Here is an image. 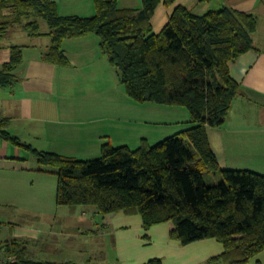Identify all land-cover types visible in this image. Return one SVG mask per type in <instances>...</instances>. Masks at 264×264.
Masks as SVG:
<instances>
[{"label": "trees", "instance_id": "1", "mask_svg": "<svg viewBox=\"0 0 264 264\" xmlns=\"http://www.w3.org/2000/svg\"><path fill=\"white\" fill-rule=\"evenodd\" d=\"M176 2L141 0L137 10L120 8L119 0H94L95 14L78 17L61 16L51 0H0V36L22 24L29 36L50 38L47 62L66 65L63 43L95 35L129 99L184 107L190 112L189 129L155 145L143 140L137 149L106 143L102 156L89 161L33 149L9 134L6 120L0 121V136L31 150L37 171L58 178V205L91 206L102 216L139 215L145 230L167 224L171 238L184 245L220 242L224 251L212 264H247L264 252V176L222 168L208 132L224 125L240 94L230 65L256 49L257 19L228 7L200 15L176 6L161 32L154 33L158 6ZM29 18L34 20L24 22ZM40 21L48 26L46 34ZM21 57L22 47L12 46L0 86L12 82ZM204 170L216 175V185L205 183ZM16 256L17 264H37Z\"/></svg>", "mask_w": 264, "mask_h": 264}, {"label": "crops", "instance_id": "2", "mask_svg": "<svg viewBox=\"0 0 264 264\" xmlns=\"http://www.w3.org/2000/svg\"><path fill=\"white\" fill-rule=\"evenodd\" d=\"M51 1L61 16L95 14L94 0ZM182 4V0L172 7L160 4L152 19L153 32L160 33L174 8ZM202 4L206 5L195 13L228 7L257 19L256 49L230 65L240 94L224 125L209 130L208 137L222 168L264 176V0ZM141 6V0H119L122 9ZM39 24L46 34L47 24ZM50 45L49 37L29 36L22 24L0 36V71L11 61L12 46L22 47L12 82L0 86V121H8L6 130L23 144L89 161L102 156L106 143L137 149L143 140L155 145L190 128V112L184 107L138 104L124 87L121 97L113 95L119 82L117 70L101 52L95 35L63 43L66 65L46 61ZM123 117L128 120L119 127ZM29 155L35 156L0 136V255L10 254L8 248H13L19 262L37 264H147L153 259L163 264H212L224 251L215 239L184 245L171 238L167 224L145 230L139 215L102 216L91 206L58 205V178L37 171L38 164L33 168ZM105 229L109 233H100ZM251 261L247 264H264V252L255 263Z\"/></svg>", "mask_w": 264, "mask_h": 264}, {"label": "rangeland", "instance_id": "3", "mask_svg": "<svg viewBox=\"0 0 264 264\" xmlns=\"http://www.w3.org/2000/svg\"><path fill=\"white\" fill-rule=\"evenodd\" d=\"M182 2H183V4L182 5H184V6H186L189 10H191V11H193V12H200L199 10H200V8L201 7H203V5H206V4H202V3H206V2H201L200 0H182ZM34 19L33 18H29V19H24V22H30V21H33ZM20 31H22V30H20ZM118 74V73H117ZM118 78V84H117V88H114V90L112 91V89H111V87H110V81H111V79L110 78H108V81L110 82V83H108V87H107V89H108V91H110V93H111V91H112V94L113 95H116V96H122V91H123V85L121 86V82H120V80H119V76L117 77ZM114 87V86H113ZM128 120V117H123L122 119H121V122H120V124H119V127L120 126H123V125H125V121H127ZM139 128H141L140 126H138ZM120 140H124V139H120ZM23 153L25 154V151L23 150ZM23 154V155H24ZM29 156H31V160H32V162H33V168H35V166H37V160H36V157L35 156H33V155H29ZM203 176H204V181H205V183L208 185V186H213V185H216L217 184V182H218V180L216 181V179H218L217 177H216V175L213 173V172H211V171H207V170H204L203 171ZM1 222V221H0ZM1 226H2V224H1ZM99 229H101V228H98V230ZM100 233H103V234H107V233H109V230H107V229H105V231H100ZM50 242H52V240L51 239H48ZM61 241H62V238L60 237V238H57V242L58 243H61ZM109 243L110 242H106V241H104V245L106 246H108L109 245ZM52 245H54L55 247H57V248H59V247H62V246H59V245H55V244H51L50 243V246H52ZM257 259H258V256L257 257H254L253 259H252V261H251V263H255L256 261H257Z\"/></svg>", "mask_w": 264, "mask_h": 264}, {"label": "built area", "instance_id": "4", "mask_svg": "<svg viewBox=\"0 0 264 264\" xmlns=\"http://www.w3.org/2000/svg\"><path fill=\"white\" fill-rule=\"evenodd\" d=\"M0 230H1V222H0ZM18 257L16 255L7 254L0 255V264H17Z\"/></svg>", "mask_w": 264, "mask_h": 264}]
</instances>
